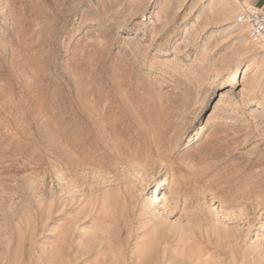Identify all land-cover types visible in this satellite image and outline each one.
I'll list each match as a JSON object with an SVG mask.
<instances>
[{"label":"rangeland","instance_id":"1","mask_svg":"<svg viewBox=\"0 0 264 264\" xmlns=\"http://www.w3.org/2000/svg\"><path fill=\"white\" fill-rule=\"evenodd\" d=\"M238 9L0 0V264H264V48Z\"/></svg>","mask_w":264,"mask_h":264},{"label":"built area","instance_id":"2","mask_svg":"<svg viewBox=\"0 0 264 264\" xmlns=\"http://www.w3.org/2000/svg\"><path fill=\"white\" fill-rule=\"evenodd\" d=\"M236 21L247 26L252 43L264 48V10L254 6L242 7Z\"/></svg>","mask_w":264,"mask_h":264},{"label":"crops","instance_id":"3","mask_svg":"<svg viewBox=\"0 0 264 264\" xmlns=\"http://www.w3.org/2000/svg\"><path fill=\"white\" fill-rule=\"evenodd\" d=\"M235 4L239 9L254 6L264 10V0H235Z\"/></svg>","mask_w":264,"mask_h":264},{"label":"bare ground","instance_id":"4","mask_svg":"<svg viewBox=\"0 0 264 264\" xmlns=\"http://www.w3.org/2000/svg\"><path fill=\"white\" fill-rule=\"evenodd\" d=\"M236 24L240 25V26H244V27H247L246 25H244L243 23H239L236 21ZM154 195H160V192L158 191H155Z\"/></svg>","mask_w":264,"mask_h":264}]
</instances>
